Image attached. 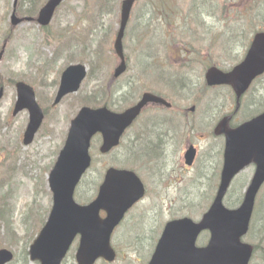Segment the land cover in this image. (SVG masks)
<instances>
[{
    "label": "rangeland",
    "instance_id": "1",
    "mask_svg": "<svg viewBox=\"0 0 264 264\" xmlns=\"http://www.w3.org/2000/svg\"><path fill=\"white\" fill-rule=\"evenodd\" d=\"M27 1L23 9L18 10L19 17L33 12L45 0H30L28 6ZM122 1L68 0L51 30L45 33L30 24H23L12 32L10 22L14 5L12 0H0V47L8 40V53L0 63V87L6 92L0 104L3 128L0 166L12 161L9 152L13 149L21 154L16 176L0 190V249L7 248L15 253L11 264H35L25 253L52 204L41 176L62 145L70 117L79 106L87 103L95 106L107 103L121 110L131 106L149 88L147 66L163 68L165 96L173 106L169 113L178 117L176 121L181 122V126L172 127L169 121V128L159 126L154 131L142 130L141 126L147 122L144 118L128 132L120 149L109 157L95 158L88 182L102 181L104 171L114 164L135 171L147 187L146 199L136 205L127 215L121 231L115 233L113 248L119 252L117 263L144 264L153 252L163 225L181 217L198 221L216 195L222 167L220 153L216 154L217 141L223 138H215L213 129L230 111L233 99L225 89H207L205 69L208 65H216L228 70L240 60L251 36L264 30V0H138L128 29L138 35L129 43L125 40L128 72L116 88H110L108 74L117 67L112 34L115 37ZM32 33L37 35L34 41ZM88 36L90 42L83 44L82 40ZM49 41L51 50L47 46ZM223 41L227 46L222 45ZM144 45L147 48L142 47ZM60 51L62 55H53ZM74 61L88 67L90 78L78 95L50 110L58 76L65 65ZM20 79L34 85L38 100L48 109L43 130L34 144L26 148L21 140L28 113L12 115L16 100L13 82ZM156 81L154 84L158 88ZM257 81L241 112L247 119L264 111V76ZM100 84L104 87L102 92L98 88ZM115 92H118L117 98L113 95ZM192 107H196L194 114L189 112ZM189 144L198 149L196 162L190 170L184 161ZM92 153L96 155L95 150ZM253 171L250 168L236 180L228 195V204H238L241 189L250 182ZM6 190L9 192L3 194ZM91 190L83 188L80 194L90 197ZM261 200L264 201V194ZM12 202L14 206L5 217L3 209ZM262 210L257 208L246 240L258 248L251 264H264V235L260 233L264 219L262 222L257 217ZM77 245L76 242L64 264H76Z\"/></svg>",
    "mask_w": 264,
    "mask_h": 264
},
{
    "label": "water",
    "instance_id": "2",
    "mask_svg": "<svg viewBox=\"0 0 264 264\" xmlns=\"http://www.w3.org/2000/svg\"><path fill=\"white\" fill-rule=\"evenodd\" d=\"M55 3L61 2V0H53ZM135 0H127L123 4V25L121 33L117 39V50L120 52L121 43L120 39L123 35V28L127 22V16L130 12ZM18 21H13V25H17ZM256 46V47H255ZM256 51L251 56V60L240 68V73L237 80L240 81L241 86H246L250 82L254 68H257L264 58V40L258 38L253 46ZM254 48V49H255ZM253 49V50H254ZM252 50V52H253ZM251 52V53H252ZM70 72L68 71L64 75V81L67 80V76ZM213 76V77H212ZM210 82L217 83L219 80V75H211ZM63 81V82H64ZM77 86L70 84L68 88H61V95L65 93L73 92ZM21 99L22 95L20 96ZM24 107H27L32 113L31 125L26 133V142H30L33 138V134L40 126L42 119L41 113L38 111L34 104L33 96L31 95L30 100L25 101ZM22 108V107H21ZM129 113H132L129 112ZM126 113L122 116L121 121L115 118H110L108 121L99 122V127L94 125L93 128H88L93 123H81L79 122L74 129V136L67 141V147L64 150L66 154L62 153V158L57 164V168L54 170L53 176V186L52 189L56 195L55 206L53 209V218L49 220L48 225L43 230L42 238H39L36 242V246L33 247L31 251V256L33 259H43L44 264H57L60 259L64 242L67 239L69 232L66 229V225L70 223H80L83 222L84 215H89V209L78 208L72 199L74 187L78 183L81 174L89 167L88 158V148L89 139L92 134L99 130L108 128L109 133L105 134V145L102 148L103 152H107L111 147L118 144L117 140V129L116 127L122 125H129L132 122L135 114ZM103 115H106L103 113ZM85 118V117H84ZM251 127H242L241 130L232 131L226 133L227 137V150L225 153V166L224 172L222 174V185L219 190V194L214 202L213 207L205 215L202 224L195 226L188 221H183L180 223H173V226L179 229L180 238H189L191 243L188 244L189 252L191 255L200 261L201 264H247L248 249L241 247L239 242V237L245 233L247 228L248 220L250 219L251 210L254 204V198L257 194V190L264 182V159L258 156L257 144L264 141V134H257L251 132L250 136H244L249 133ZM92 130L90 136L89 131ZM75 131L77 134H75ZM246 134V135H247ZM89 136V137H88ZM242 137L241 144L236 145L237 138ZM88 138V139H87ZM87 139V140H86ZM86 140V141H85ZM77 151V155H72V153ZM194 157V152H190L187 155V159L192 160ZM251 161H256L258 164V171L253 183L249 188L247 193L244 206L235 211V213L227 212L225 208L222 207L221 201L226 193L227 187L229 186L231 179L235 174L240 172L247 164ZM106 182L102 185L99 199L94 202L91 207L94 210H99L105 208L109 210L110 218H113L122 209H113V204L120 202L121 200L127 199V207L131 206L135 201L140 199L143 195L142 185L132 174L126 172L118 173L114 170L107 173ZM90 207V208H91ZM80 209V210H79ZM126 210L123 209V211ZM125 212V211H124ZM83 222V223H82ZM88 224L92 225L95 223L89 221ZM205 229H209L212 233V240L210 245L204 250H196L192 246L196 235ZM97 228L93 230L92 234H87V240L82 241V248L79 251L78 259L80 264H86L90 259L94 257L95 254L99 255H111L107 248L98 249L94 244L93 237L97 234ZM41 235V236H42ZM164 240L161 242V249L168 248L170 244L174 243L175 239L169 234H165ZM38 245V246H37ZM61 246V247H60ZM192 248H190V247ZM92 251V252H89ZM5 253H0L1 260H3ZM40 256V257H39Z\"/></svg>",
    "mask_w": 264,
    "mask_h": 264
}]
</instances>
